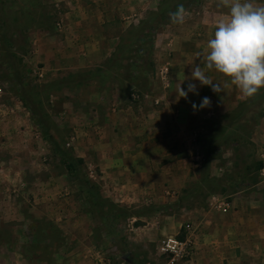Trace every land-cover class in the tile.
<instances>
[{"label":"rangeland","instance_id":"rangeland-1","mask_svg":"<svg viewBox=\"0 0 264 264\" xmlns=\"http://www.w3.org/2000/svg\"><path fill=\"white\" fill-rule=\"evenodd\" d=\"M96 1L97 9L91 7ZM201 1L77 0L72 6L64 0H0V264H62L76 248L95 264H185L198 239L189 211L212 207L224 215L231 199L242 195L263 214V222L255 219V227L248 224L242 231L243 264H264V231L256 229L264 224V146L259 144L264 88L239 103L235 115L211 123L196 153L181 163L185 172L179 175L194 179L179 189L164 182L160 194L159 183L132 191L117 180L111 183L114 171L110 182H102L106 167L103 171L95 160L101 155L89 149L85 158L79 156V146L110 143L105 133L116 132L118 116H126L127 108L137 115L156 106L157 85L162 89L160 82L166 84L168 77L166 46L177 32L169 13L182 4L186 19L193 18ZM69 9L88 17L75 22L64 15ZM92 10L105 21L97 22ZM54 48L68 63L78 50L83 63L68 67L44 59ZM97 51L102 53L95 57ZM240 199L242 208L248 205ZM63 209L70 213H60ZM155 221L172 229L177 222L173 234L179 238L191 225V255L170 262L157 253L164 237L155 224L149 228Z\"/></svg>","mask_w":264,"mask_h":264},{"label":"crops","instance_id":"crops-1","mask_svg":"<svg viewBox=\"0 0 264 264\" xmlns=\"http://www.w3.org/2000/svg\"><path fill=\"white\" fill-rule=\"evenodd\" d=\"M64 2L73 6L77 0H64ZM258 2L264 3V0H258ZM95 3L91 7L97 9L99 5L97 1ZM218 5L219 0H202L200 5L193 8L198 10L197 14L195 13L190 19L187 17L182 28V24L174 25L173 28L177 29V32L172 31L171 33L170 43L166 46L171 51L164 59L168 62L166 65L169 70L167 82L166 84L160 82L162 89L159 84L157 85L159 89L155 92L154 101L159 100L156 106L150 109L145 108L144 112H139L137 115L129 112L127 108L126 116H118L116 132L115 129H110L111 131L107 130L105 133L109 135L110 143L91 141L92 147L88 145L86 148L78 147L81 157L85 158L89 154V149H95L101 155L98 158L96 155L95 160L103 171L106 167L101 175L102 182L106 180L110 182L112 178L108 177L113 176L114 173L110 172L114 171L116 175L111 183L117 180L118 183L122 182L132 191L137 186L140 188L155 187L154 185L159 183L160 186L156 190L157 194H160L159 191L163 189L162 183L164 182L167 183V187L179 189L184 186L185 182H191L194 179V176L189 173L179 175L180 172H185L182 171L181 163L192 158L196 153L195 148L197 145L201 146L200 141L209 133L211 122L229 115L239 103L245 101L241 98L239 89L231 83L228 77L214 69H207L203 62L202 54L207 52V42L212 37L215 24L227 16V9ZM82 13L81 11L74 13L69 9L64 15L69 18L74 17L75 22H82L88 17H83ZM92 14L93 17L98 18L99 23H103L106 19L99 18V13L94 14V10ZM97 29H95L96 34L99 33ZM165 32L162 29L159 33L160 40ZM57 51H59L58 48L51 49L50 53H44L43 58L48 61L53 58L59 62L60 66L79 67L83 63L84 59L79 56L80 52L76 49L75 58L71 63H68L67 58L63 61L61 57L63 55L59 56ZM98 52L101 51H97L95 57ZM197 68L205 72L211 83L202 84L199 79L192 77V72ZM216 84L220 86L218 92L213 90ZM204 98L210 100V105H204ZM262 125L259 144L264 146V120ZM154 146L161 148V151L154 149ZM196 156L200 158L202 154L198 153ZM199 163L200 161L192 166L196 169ZM203 163L208 167L211 166L209 160H204ZM153 174L156 177H153ZM132 191H128L126 195L129 201L133 199ZM234 194L238 195L239 192ZM109 195L107 193L106 196ZM163 197L165 198L164 195ZM240 198H244L242 200L247 201L249 206L245 205L242 208ZM250 199L252 198L246 195L233 197L229 202L231 208L226 214H219L220 217L214 213L215 210L212 207L194 208V213L190 210L189 213L195 216L193 223L198 227V239L191 258L185 264H243L244 256L241 250L242 243L246 240L243 239L242 231L249 229L248 224L255 227L258 224L253 221L255 219L263 222V214L251 208L253 202ZM60 213L66 215L70 212H65L63 209ZM221 216L225 217L222 221ZM249 218L250 222L247 221ZM149 223L142 225L143 230L148 228ZM152 224L156 225V231L163 237L176 235L173 233L179 230L177 222L173 229L164 221L158 223L155 221L149 228H152ZM75 225L80 224L76 222ZM218 229L224 233L221 237L219 235L214 237L213 232L216 233ZM256 229L264 231V224ZM261 237H264V234ZM77 251V248L71 249V253L66 255L65 259L62 258L63 260L59 263L95 264L89 257L83 259L81 254L76 253Z\"/></svg>","mask_w":264,"mask_h":264},{"label":"clouds","instance_id":"clouds-1","mask_svg":"<svg viewBox=\"0 0 264 264\" xmlns=\"http://www.w3.org/2000/svg\"><path fill=\"white\" fill-rule=\"evenodd\" d=\"M218 6L227 9V16L215 24L207 52L202 54L203 62L207 69L228 77L239 89L241 98L247 100L264 88V3L219 0ZM169 19L173 24H183L184 6L177 5ZM192 77L202 84L211 83L200 68L192 72ZM213 90L218 92L220 86L214 85ZM203 103L210 105V100L204 98Z\"/></svg>","mask_w":264,"mask_h":264},{"label":"built area","instance_id":"built-area-1","mask_svg":"<svg viewBox=\"0 0 264 264\" xmlns=\"http://www.w3.org/2000/svg\"><path fill=\"white\" fill-rule=\"evenodd\" d=\"M165 70L162 68V71ZM261 161L262 165L260 167V172L264 175V151H261ZM228 203L223 204V209L225 210ZM185 237L179 238L176 235H168L161 239L157 245V253L160 255H166L169 257L170 262L175 259L187 258L191 255L192 251V241L189 236L192 231L191 225L186 224L184 227Z\"/></svg>","mask_w":264,"mask_h":264},{"label":"trees","instance_id":"trees-1","mask_svg":"<svg viewBox=\"0 0 264 264\" xmlns=\"http://www.w3.org/2000/svg\"><path fill=\"white\" fill-rule=\"evenodd\" d=\"M250 99V98H249ZM249 99H247V100H249ZM243 102H246V101H243ZM243 102H241V104L243 103ZM251 102V101H250ZM236 110H237V107L229 114L230 116H232V115H235V113H236ZM235 111V112H234ZM229 115H226V116H224V117H222L220 120H223V119H225V118H227V117H230ZM220 120H216V121H214L213 123L214 124H219V122H221ZM212 123V122H211ZM211 127V126H210ZM209 134V133H208ZM208 136V135H207ZM79 161L81 162L82 161V159H79ZM68 167H71V165L69 164L68 165ZM113 205V204H112ZM113 206H115V205H113ZM119 212V211H118ZM127 212H128V209L126 208V214H127ZM110 216H113V218L114 217H116L117 216V213L116 214H112V215H110Z\"/></svg>","mask_w":264,"mask_h":264}]
</instances>
